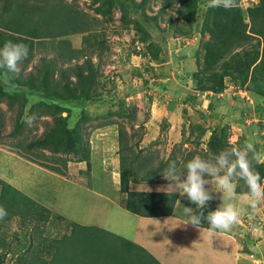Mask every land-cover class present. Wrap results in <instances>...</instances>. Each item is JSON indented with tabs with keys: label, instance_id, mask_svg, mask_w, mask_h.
Segmentation results:
<instances>
[{
	"label": "trees",
	"instance_id": "16d2710c",
	"mask_svg": "<svg viewBox=\"0 0 264 264\" xmlns=\"http://www.w3.org/2000/svg\"><path fill=\"white\" fill-rule=\"evenodd\" d=\"M149 2L91 0L89 8L96 15L107 17L106 21L113 19L114 10L118 9L123 26H132L138 36L137 40L148 50L144 54L149 53L152 59H159L160 50L152 40L151 27L167 32V29L160 27L159 18L163 12L177 4V11L183 16L184 23L191 25L183 30L169 18L170 27H176L172 36H177V33L191 36L192 25L198 22L196 30L199 29L204 38L200 50L204 52L205 66L195 74L196 90L221 94L225 89V78L230 77L250 90L252 95L264 96V0H259L257 5L247 9L240 4L232 9L210 8L207 6L208 1L203 15L199 12L200 0H163L154 15L148 13ZM91 17L88 11L79 6L77 0H0V48L7 41L25 43L29 47L28 59L19 65V73H11L6 67L0 68V104H6L9 109L17 106L15 135L23 133L22 130L27 126L24 123L26 115L51 117V120L46 119L44 122L45 130L40 137L25 145L16 143L15 146L23 149H15V152L22 154L26 150L28 154L34 153L35 157H28L30 160L56 173L64 174L67 163L73 158L77 161H89L91 158L90 149L80 131V123L87 118L86 107L90 100L91 103L93 100H104L102 91L97 87L100 83L97 79L99 71L91 59L98 51L99 55L103 53L106 35L105 28L100 27ZM75 34H83V45L80 48L67 43L66 37ZM45 52L48 53L39 58L40 63L34 71L25 73L34 56ZM50 53L54 55L48 56ZM82 57L85 59L77 62ZM31 97L36 103L26 114L25 108ZM128 110L126 101L121 98L101 117L107 123L115 115L136 121V109ZM73 112H76L74 114H77L79 121L71 127ZM63 113H67V116H62ZM134 126L132 123L131 127ZM0 128H4L1 114ZM118 132L121 190L126 196L123 199L124 207L141 216L170 215L177 194L130 189L132 181L161 180L169 160L160 159L156 149L149 148L146 153L144 149H138L142 136L136 139V134L128 133L122 123ZM226 139L224 130L218 134L213 133L207 143V157L201 158L214 162L215 157L226 150ZM199 144L196 141V145ZM46 150L49 154L45 153ZM172 156L170 163L174 161L176 168L180 165L184 169L183 174H186L185 164L196 155L186 148L178 147ZM253 167L259 172L262 183L264 162H253ZM235 181L238 183L237 192H248L243 180L236 178ZM0 185V206L7 212L2 220L11 221L19 217L25 228L22 235L27 238L21 239L22 235L19 236L18 232L9 236L4 232L5 223L0 222V264L11 253L16 264H147L145 260L138 261L132 254L129 255V247L116 243L118 239L123 243H129V240L117 236L108 239L102 234L107 232L93 226L72 223L70 231L52 235L49 224L56 219L61 222V215L53 217L49 208L40 205L7 181L0 179ZM143 206L148 211L142 209ZM213 210V205L209 204L198 212L204 211L207 215V212ZM201 224L209 227L206 220ZM80 246H83L80 250L81 258L72 257V251ZM139 248L147 253L150 264H160L155 256ZM108 254L112 255L113 260L106 257Z\"/></svg>",
	"mask_w": 264,
	"mask_h": 264
},
{
	"label": "rangeland",
	"instance_id": "374dc122",
	"mask_svg": "<svg viewBox=\"0 0 264 264\" xmlns=\"http://www.w3.org/2000/svg\"><path fill=\"white\" fill-rule=\"evenodd\" d=\"M77 1L81 8L92 15V20H95L100 27L105 28L104 33L106 34L104 35L105 49L102 50L103 53L100 51L101 55H99L98 51V55L95 54L91 59L99 71L97 79L100 83L97 84V87L102 91L104 100H93L92 103L90 100L86 107L87 118L80 123V131L84 136L86 146L90 149L91 157L93 154L103 157L107 153L108 158L110 157L109 159L107 158V161L112 166L110 171L120 172L118 130L120 123H122L128 133L136 134V139L142 136L138 149H144V152L149 148L156 149L159 151L160 159L170 157L178 147L186 148L188 151L195 153L196 156L207 157L205 154L210 137H212L213 133L218 134L221 130H224L227 138L225 142L228 144L226 150L232 147L243 148L244 144L250 141L261 155V162H264V96H254V93L252 95L250 90L248 91L240 86L231 80L230 77L225 78L226 85L221 94L216 95L196 90L197 77L195 74L205 66L203 62L204 52L200 50L201 42L204 38L199 33V29L196 30L198 22L192 25L193 33L191 36L188 37L177 33V36L174 37L172 34L176 27H170L169 18H172L173 23L182 27L183 30H187L191 24L188 22L184 23L183 16L177 11V4L163 12L158 23L162 29H167L168 31L165 32L157 27H151L152 40L156 42L160 50V58L152 59L149 53L144 54L148 50L144 44L137 40L138 36L134 33L132 26L128 28L123 26L118 9L114 10L113 19L106 21L107 17L96 15L89 8L91 0ZM200 1L199 12L203 15L206 9V2L209 0ZM162 4L163 0H150L148 13L150 15L156 14ZM236 4H240L244 9L252 5L251 0H236ZM66 40L70 46L80 48L83 45V34L70 35L66 37ZM47 53H37L25 73L33 72L35 66L40 63L39 58ZM53 55L54 53H50L48 56ZM84 59L82 57L77 62H82ZM240 90H242V93ZM121 98L126 101L129 112L136 109V121H132L128 117L115 115L109 118V123L105 122L101 115L108 113L112 104L118 103ZM32 100L33 97L29 99L25 108L26 114L29 113L36 103V101ZM210 101L212 102L211 105H209ZM16 113L17 106L9 109L6 104H0V114L4 120V128H0V179L3 180H5L7 174L5 168L8 164V158L6 159V157H10V155L15 153V149L20 151L23 149L15 146V144L19 142L25 145L40 137L45 130L44 122L51 120L48 115L36 117L31 126L27 125L24 127L23 133L15 135L17 126ZM74 113L76 112L72 113L70 120L71 127H74L79 121L77 114ZM62 116H67V113H63ZM132 123L135 124L134 128L131 127ZM196 141H199V146L196 145ZM136 151H138L137 148ZM45 153L49 154V151L46 150ZM21 155L28 161L34 162L28 158L29 156L35 157L34 153L30 152L28 154L25 150ZM249 155L251 156V153ZM79 162H82L81 168H79ZM91 163L84 160L77 161L74 158L67 163V166L69 164L72 166L66 168V170L70 169L76 179L86 177L81 179V181H73L76 183L80 182L79 184H82V187H86L83 189L76 188L75 185L68 182L46 181V176L48 175L41 172L30 177L31 181L7 182L40 205L49 208L53 213V217L61 215V222L56 219L49 226L51 231H53L52 235H58V233L62 235L70 231L71 223L80 225L95 224V221L89 220L86 216L92 211H88L89 209H93V206L96 207L98 205V201L86 192L87 187L99 188L102 191L105 190L110 196H116L114 186H108L110 182L103 189L101 183H106L107 181H98L95 177H87L85 172L90 169ZM101 165H103L102 162ZM176 170L181 174V177L185 176V173L183 174L184 169L180 165ZM112 174L111 172V177L114 180L115 176ZM95 176L99 177V174L95 172ZM237 179L239 180V178ZM235 183L237 189L238 183L236 181ZM139 184L135 188L143 187ZM261 184L264 185V180ZM1 189L2 186L0 185V192ZM120 190L119 194L121 195L122 190ZM246 194L240 196V200L245 204L243 215L240 216V221L238 222L239 227H241L240 230L243 232L241 235L245 237L247 233H250L251 236L256 235L259 237L260 234L253 232V227H259L264 232V205H261L253 215L246 203ZM222 198L218 201L217 207L220 206ZM223 204L226 203L223 202ZM142 209L148 211L145 206ZM181 213H185V209L182 208ZM101 220L106 222L108 229L120 232L122 236L129 239L132 244L130 242V244L123 243L119 239L116 240V243L129 247V255L132 254V257L138 261L145 260L147 264L151 263L148 260L147 253L139 248L145 247L140 244L141 240L135 241L134 236H137L138 233V235L152 234L154 237L163 239L164 245L167 243L170 246L169 250L164 245L156 248L155 251L149 247L145 248L159 258H162L163 254L167 255V262L169 258L172 260V264H195V261H199V250L191 248V245L184 247L182 242L179 240L173 242L172 238L168 242L173 243L166 242L165 238L169 237L167 233H163L162 236L159 235L163 230L158 226L162 223L161 228L166 229L170 224L169 220L146 221L142 225H137L133 228L131 225L129 232L120 230L119 225H116L118 222L112 211L110 213L102 212ZM118 220L127 222V219L124 220L119 213ZM99 221L100 219H98ZM0 222L5 223L4 232L8 233L9 236H14L15 232H18L20 236L25 232L19 217H14L11 221L0 219ZM234 230L238 231L236 226H234ZM102 234L104 237H109L108 239L114 236ZM227 234L230 235L228 231ZM193 236L197 238L196 242H199L206 252L201 256L199 263H207L208 260L210 263L214 259L215 264H224L225 257L220 255L222 251L220 245L223 243V236L213 234L212 237H209L210 241L207 238L199 237L198 234ZM235 237L238 239L237 234H235ZM23 238H25L24 235L21 236V239ZM25 239L27 240V238ZM207 243L208 247L206 246ZM82 248L83 246L75 248L74 251L76 253L72 251V257L80 259V250ZM17 254H20V251H17ZM12 255V253L8 255L3 264H16ZM111 256L109 254L106 255L107 258L113 260ZM243 264H253V262H243Z\"/></svg>",
	"mask_w": 264,
	"mask_h": 264
},
{
	"label": "crops",
	"instance_id": "0c3cea01",
	"mask_svg": "<svg viewBox=\"0 0 264 264\" xmlns=\"http://www.w3.org/2000/svg\"><path fill=\"white\" fill-rule=\"evenodd\" d=\"M258 2H259L258 0H251V4H252L251 6L257 5ZM240 92L242 93V90H240ZM2 154L6 155L5 153H2ZM104 155L105 156L101 157L100 155L93 154L90 160V162H92L90 164L91 167L85 173L88 178L95 177L98 179V181H107L106 183H101V187L103 189H105V187L108 185V182H110L108 186L110 187L114 186L116 190V196H110L105 190H103L104 191L103 192L99 188L87 187L86 192H88L90 196H93V198L98 201V205L96 207L93 206V209H89L88 211L90 210L92 211L95 210V211L89 212L88 215L86 216L89 220L95 221V224L94 225H83V226H88V227L93 226V227L99 228L100 230L104 232H107L108 234L127 239L126 237L122 236L120 232H116L111 229H108L106 222L101 220L102 212L110 213L112 211L113 215L116 216V221L118 222L116 223V225L117 226L119 225L120 230L122 232H129L131 225H132L131 227L133 228V227H136L137 225H142L146 221L158 222L160 220L165 219V220H169L170 224L168 225L166 229L165 228L162 229L161 226L163 224L160 223L158 227H160V229L163 231L160 232L159 235L162 236L163 233H167V235L169 236L168 237L169 239L165 238L166 242H168V240L172 238L173 242L177 240L182 242L184 247L191 245V248L199 250L198 256L200 258L199 259L197 258L199 261H195V264H215V263H214V259H212L210 263H209V260L207 263L205 262L199 263L201 256L205 254L206 252H205V248L201 244H199V242H196L197 238L193 236L194 234H198L199 237L201 236V238H207L208 241H210L209 237H212L213 234H218L219 236L220 235L223 236V243L222 245H220L221 250H222L220 255L222 257H225L224 264H243V262H251V263L253 262V264L254 263L264 264V235H260L259 237H257L256 235L251 236L250 233H247V236L244 237V235H241L243 234V232H241L240 230L241 227H239V223L234 225L236 226V229L238 231L236 232L233 226L231 230L228 231L230 235H228L227 232H223V231H218V232L210 234L208 231L209 227L203 226L202 224H200L199 228H196L192 224L188 223L189 217L185 213H181L182 208L185 209L186 205L187 207H191L194 210L196 209V206L192 204L187 199L186 196H181L179 193H176L177 199L173 207V212L170 215L141 216L139 214H136L126 209L123 205V199L126 196L123 192H121L122 196L119 194L120 185H121L120 172L115 173L113 171H110L112 166L107 161L108 155L107 153H105ZM7 158H8L7 160L8 164L6 165V168H5L6 170L5 172L7 173L6 178H5L6 181H31L30 177L41 172V173H46L48 175L46 176V181L58 180V181L68 182L72 185H75L76 188H80V189L86 188V187H82L81 186L82 184H79L80 182H77V183L73 182V181H81V179H85L86 177H83V178L79 177L76 179L75 176L72 175L73 173L71 172L70 169H68V171L67 170L65 171L66 174L56 173V172H53L47 169L44 166H41L40 164L28 161L19 152H15L12 155H10V157L7 156L6 159ZM172 158L173 156L171 154L170 157H166V159L164 160H169L170 162V159ZM101 162L103 165H101ZM81 163L82 162H79L80 164L79 168L82 167ZM71 166L72 165L69 164L67 168H70ZM95 172L99 174V177L95 176ZM111 172L113 173L112 175L115 176L114 180H113V177H111ZM185 176L183 175L181 179H184ZM105 178H107L108 180L107 179L105 180ZM205 179L209 181V183L205 184V188L208 191L212 192V195H213V199L208 201L207 205L209 204L213 205L214 210H215L217 208L218 201H220L221 197H223L221 204L223 202H225L226 204L235 203L237 207L244 209L245 204H243L244 202L240 200L241 199L240 196H244L245 193L237 192V189H236L237 198L234 200H229L225 196H222V193H219L216 191V185L211 177L205 176ZM168 183L169 181L165 180L162 176V179L159 181H153V182L132 181L130 184V189L133 191L172 194L165 190ZM137 184L143 187L135 188ZM198 210L199 209H196L197 212ZM118 213L124 218V220L127 219V222L125 221L120 222L118 220ZM98 219H100L99 222H98ZM138 234L137 236H134L136 239L135 241L137 242L138 239L141 240L140 244H143L145 247H149L153 251H155L156 248H159L165 243L162 241L163 239L154 237L152 236V234H140V235ZM235 234L238 235V239H236ZM173 242H168V243H173ZM206 246L208 247V243L206 244ZM145 247L143 249H145L151 255L155 256ZM164 247L167 250L170 249V246L167 243L164 245ZM155 258L160 262V264H172V260L170 258L168 262L166 261L167 255L163 254L162 258H159L157 256H155Z\"/></svg>",
	"mask_w": 264,
	"mask_h": 264
},
{
	"label": "clouds",
	"instance_id": "9594fccd",
	"mask_svg": "<svg viewBox=\"0 0 264 264\" xmlns=\"http://www.w3.org/2000/svg\"><path fill=\"white\" fill-rule=\"evenodd\" d=\"M210 8L232 9L236 6V0H209ZM29 47L25 43L7 41L0 48V68L6 67L11 73H19V65L28 59ZM35 115H26L24 123L31 126L35 121ZM251 153V156L249 155ZM90 162V160H89ZM253 162L260 163L261 155L256 151L252 142L248 141L241 147H232L221 151L214 162L194 156L185 164L186 176L181 179V174L176 170V163H169L162 172L165 180L169 181L166 191L172 194L179 193L196 206V209H204L207 202L213 199L212 192L205 188L209 183L205 176L212 178L216 185V191L222 193L229 200L236 196L235 179L243 180L248 188L246 203L254 215L261 205H264V185L261 177L253 167ZM191 207H185V214L194 227L199 228L202 221L206 220L209 225V233L218 231L227 232L239 222L243 209L235 203L221 204L215 210L197 212ZM7 215L6 210L0 206V219ZM253 232L264 235L259 227L254 226Z\"/></svg>",
	"mask_w": 264,
	"mask_h": 264
}]
</instances>
